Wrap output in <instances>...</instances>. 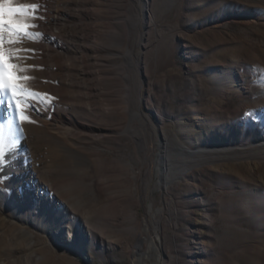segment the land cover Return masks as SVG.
<instances>
[{"label": "rangeland", "instance_id": "obj_1", "mask_svg": "<svg viewBox=\"0 0 264 264\" xmlns=\"http://www.w3.org/2000/svg\"><path fill=\"white\" fill-rule=\"evenodd\" d=\"M0 264H264V0H0Z\"/></svg>", "mask_w": 264, "mask_h": 264}, {"label": "bare ground", "instance_id": "obj_2", "mask_svg": "<svg viewBox=\"0 0 264 264\" xmlns=\"http://www.w3.org/2000/svg\"><path fill=\"white\" fill-rule=\"evenodd\" d=\"M73 128H75V126H72Z\"/></svg>", "mask_w": 264, "mask_h": 264}]
</instances>
